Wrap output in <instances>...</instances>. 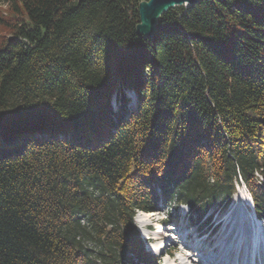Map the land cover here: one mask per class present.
Returning a JSON list of instances; mask_svg holds the SVG:
<instances>
[{"label":"trees","instance_id":"16d2710c","mask_svg":"<svg viewBox=\"0 0 264 264\" xmlns=\"http://www.w3.org/2000/svg\"><path fill=\"white\" fill-rule=\"evenodd\" d=\"M140 1L0 0V264L154 263L136 210L201 219L240 179L264 219V0L151 37Z\"/></svg>","mask_w":264,"mask_h":264},{"label":"rangeland","instance_id":"374dc122","mask_svg":"<svg viewBox=\"0 0 264 264\" xmlns=\"http://www.w3.org/2000/svg\"><path fill=\"white\" fill-rule=\"evenodd\" d=\"M3 9H5L4 6L0 5V10L3 11ZM127 95L126 97H128ZM248 194L249 193L244 185L240 184L236 186V192L232 195L226 207L223 208L215 207L209 210L206 213V217L204 216V218L200 220H197L196 218L189 216V211H187L188 210L187 207L177 206L176 204H174L173 200L171 201V203L162 202V204L158 206V211H157L158 213L155 214L154 216L136 213L137 214L136 218H138V216H142L143 219L148 220L149 217V220L151 221V228L155 227L157 221L159 222L165 221V223L168 221L167 222L168 224H166L165 226L166 228L163 231V235L166 236L165 235L166 233L170 234V236L171 235L173 236L174 234L176 235L178 234V237H180L179 240L182 242L183 240L185 241H184V245L178 244L175 241L169 242L168 245L166 246L167 252L175 251V249L178 250L180 248H185V250L187 249L186 251L187 254L189 251H190L189 254L191 255L194 253V255L191 257L194 262L191 264H199V262H197V257H196L197 250L203 252L202 254L204 256L205 255L209 256L211 255L210 253L212 252L214 255H216L217 253V258L219 259H221L222 255H225V257L229 256L230 259L229 262H232L233 261L232 259L235 257V255L231 254V251L235 253L236 249L241 248L243 250L238 255V259H239L238 261H241L244 254H245V258L247 257L248 250L250 248V240L254 236V231L256 232V230H258L256 237H259L261 235L260 233L264 234L263 222L259 219L254 218L251 208L248 207L247 205V202L249 203ZM229 213H232L231 217L233 218L228 219V221H225V218ZM134 223L136 224V229L138 230L140 237L144 239L143 235L146 234L147 232L142 228H141L142 229L141 232L139 230L140 228H138L137 222L135 221ZM188 228H191L192 230L193 236L191 237L185 236V234H187L186 231ZM225 238L226 240H230V241L229 242L224 241ZM262 238L263 235L261 236V239L258 241V245L261 243ZM213 243L215 244L217 243V247L215 248L216 250L215 251L213 250L212 252L210 251L208 253L207 251L209 250H206L205 246H207V244L211 245ZM144 244H145V249L148 250V246L146 245V243ZM161 245L162 244L158 246ZM192 246L194 247L195 250L192 248ZM247 247L249 248L247 249ZM256 256H258L257 257L258 261H260L261 255L257 254L251 256L252 258H250V261L246 260V262L248 264H252L251 263L252 259L253 257ZM207 258L208 257H206L205 260H208ZM157 261L158 263L163 264L165 260L157 257ZM201 264H204V262H201Z\"/></svg>","mask_w":264,"mask_h":264},{"label":"water","instance_id":"95a60500","mask_svg":"<svg viewBox=\"0 0 264 264\" xmlns=\"http://www.w3.org/2000/svg\"><path fill=\"white\" fill-rule=\"evenodd\" d=\"M197 0H141L138 3L139 21L136 33L151 37L157 32L159 18L169 9L185 6Z\"/></svg>","mask_w":264,"mask_h":264},{"label":"bare ground","instance_id":"6f19581e","mask_svg":"<svg viewBox=\"0 0 264 264\" xmlns=\"http://www.w3.org/2000/svg\"><path fill=\"white\" fill-rule=\"evenodd\" d=\"M249 204H250V196H249ZM147 215H149V214H147ZM231 215H232V213H229L228 215H227V217L225 218V221H228V219H232L233 217H231ZM150 216V215H149ZM235 217V216H234ZM238 220V219H237ZM150 224V223H149ZM157 224L159 225V228H163V227H165V225H163V223L162 222H157ZM237 230V229H236ZM192 230H189V231H187V233H190ZM231 233V232H230ZM229 233V234H230ZM236 234V233H235ZM261 234V233H260ZM239 235H240V233H239ZM258 235H259V233H258ZM257 236V230H256V232L254 231V236H253V238H251V240H250V248L249 247H247V249L249 248V253H250V256H254V255H257V254H259V255H261V250H260V244L258 245V241L260 240V238L259 237H256ZM188 237V236H187ZM241 239V238H240ZM239 240V239H238ZM224 241H227V242H229L230 240H226V238L224 239ZM262 243V242H261ZM217 244V243H216ZM222 245V244H221ZM194 246V245H193ZM192 246V248L194 249V247ZM219 246V245H218ZM186 248H188V247H186ZM195 250V249H194ZM242 250L243 249H241V248H238V249H236V252L234 253L233 251H231V254H234L235 256H238L239 254H240V252H242ZM186 251H187V249L185 250V248H180V249H176L175 250V252H177L178 254H179V257H176V258H174V264H191V263H193L194 261H193V259L191 258L193 255H194V253L191 255V254H189V252H188V254L186 253ZM193 252V251H192ZM205 254V253H204ZM247 254V253H246ZM243 256H245V254L243 255ZM196 257L198 258L197 260V262H199V264H201V261H202V258H201V256H200V253H197L196 254ZM243 258V257H242ZM264 258V257H263ZM237 259V258H236ZM244 259V258H243ZM239 260V259H238ZM227 264V263H226ZM229 264V263H228Z\"/></svg>","mask_w":264,"mask_h":264}]
</instances>
